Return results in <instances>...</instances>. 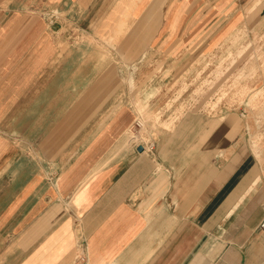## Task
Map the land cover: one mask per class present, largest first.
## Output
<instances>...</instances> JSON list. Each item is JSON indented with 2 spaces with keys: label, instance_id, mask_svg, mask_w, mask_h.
<instances>
[{
  "label": "crops",
  "instance_id": "crops-1",
  "mask_svg": "<svg viewBox=\"0 0 264 264\" xmlns=\"http://www.w3.org/2000/svg\"><path fill=\"white\" fill-rule=\"evenodd\" d=\"M250 1L0 0V264H264V75L254 104L129 105Z\"/></svg>",
  "mask_w": 264,
  "mask_h": 264
},
{
  "label": "rangeland",
  "instance_id": "rangeland-1",
  "mask_svg": "<svg viewBox=\"0 0 264 264\" xmlns=\"http://www.w3.org/2000/svg\"><path fill=\"white\" fill-rule=\"evenodd\" d=\"M251 12L242 25L224 41L211 49L206 44L192 47L176 62L177 70L171 83L165 82L157 94L138 92L130 95L129 105H181L175 118L186 109V105L201 107L216 112L222 107H237L246 104L249 93L260 88L264 75V0H251ZM250 7V6H249ZM249 19V20H248ZM239 50H243L241 55ZM235 57V58H234ZM236 60V61H235ZM161 60L155 71L163 69ZM135 91V89H134ZM253 104L258 98L252 95ZM256 99V101H255ZM161 110L155 117L157 125L162 122ZM171 120L174 119L171 117ZM143 147L151 150L150 137L141 133Z\"/></svg>",
  "mask_w": 264,
  "mask_h": 264
},
{
  "label": "built area",
  "instance_id": "built-area-1",
  "mask_svg": "<svg viewBox=\"0 0 264 264\" xmlns=\"http://www.w3.org/2000/svg\"><path fill=\"white\" fill-rule=\"evenodd\" d=\"M137 125L140 127V126H141V122H140V121H137ZM149 146L151 147V149H153V148H154V145H153V143H149ZM261 226L264 228V220H263V222H262Z\"/></svg>",
  "mask_w": 264,
  "mask_h": 264
},
{
  "label": "bare ground",
  "instance_id": "bare-ground-1",
  "mask_svg": "<svg viewBox=\"0 0 264 264\" xmlns=\"http://www.w3.org/2000/svg\"><path fill=\"white\" fill-rule=\"evenodd\" d=\"M165 2H166V0L164 1V0H161V7H162V5L163 4H165ZM133 14V13H132ZM125 20V19H124ZM119 24V23H118ZM123 25V24H122ZM116 31V30H115ZM111 32H113V31H111Z\"/></svg>",
  "mask_w": 264,
  "mask_h": 264
},
{
  "label": "water",
  "instance_id": "water-1",
  "mask_svg": "<svg viewBox=\"0 0 264 264\" xmlns=\"http://www.w3.org/2000/svg\"><path fill=\"white\" fill-rule=\"evenodd\" d=\"M143 148H144V147H143V146H141L139 149H140V150H143Z\"/></svg>",
  "mask_w": 264,
  "mask_h": 264
}]
</instances>
